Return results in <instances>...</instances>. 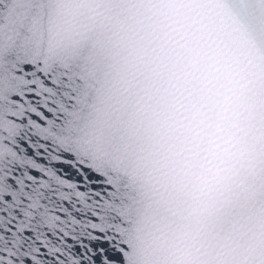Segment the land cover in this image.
<instances>
[{
  "label": "snow or ice",
  "instance_id": "6c2138e0",
  "mask_svg": "<svg viewBox=\"0 0 264 264\" xmlns=\"http://www.w3.org/2000/svg\"><path fill=\"white\" fill-rule=\"evenodd\" d=\"M189 45L264 106V0H0V264H264V162L188 206Z\"/></svg>",
  "mask_w": 264,
  "mask_h": 264
},
{
  "label": "clouds",
  "instance_id": "9594fccd",
  "mask_svg": "<svg viewBox=\"0 0 264 264\" xmlns=\"http://www.w3.org/2000/svg\"><path fill=\"white\" fill-rule=\"evenodd\" d=\"M192 47L181 50L187 80L175 159L177 172L192 181L188 206L196 207L195 197L213 194L202 179L214 182L218 168H230L238 185L253 179V165L264 162V106L257 105V92L239 69L226 78L210 51L196 57Z\"/></svg>",
  "mask_w": 264,
  "mask_h": 264
}]
</instances>
